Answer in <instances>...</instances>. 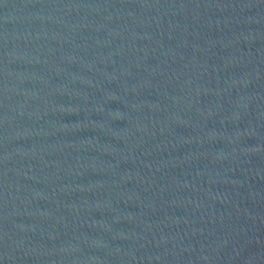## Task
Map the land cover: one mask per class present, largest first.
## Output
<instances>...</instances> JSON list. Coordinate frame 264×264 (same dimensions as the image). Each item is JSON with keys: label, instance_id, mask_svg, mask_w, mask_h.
<instances>
[{"label": "water", "instance_id": "95a60500", "mask_svg": "<svg viewBox=\"0 0 264 264\" xmlns=\"http://www.w3.org/2000/svg\"><path fill=\"white\" fill-rule=\"evenodd\" d=\"M263 245L264 0H0V264Z\"/></svg>", "mask_w": 264, "mask_h": 264}]
</instances>
